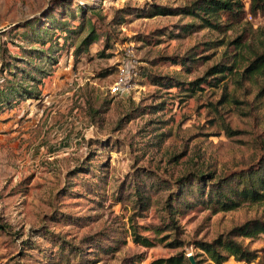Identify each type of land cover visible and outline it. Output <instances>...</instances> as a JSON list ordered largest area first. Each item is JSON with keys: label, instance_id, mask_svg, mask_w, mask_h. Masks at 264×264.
<instances>
[{"label": "rangeland", "instance_id": "obj_1", "mask_svg": "<svg viewBox=\"0 0 264 264\" xmlns=\"http://www.w3.org/2000/svg\"><path fill=\"white\" fill-rule=\"evenodd\" d=\"M193 1L0 0V62L7 59L5 75L18 88L15 93L8 87L0 97V264H150L180 252L164 243L148 248L134 241L136 227L155 237L146 227L163 219L167 184L190 170L219 175L245 169L264 152V71L243 76L264 41V15L249 16L226 33L202 29L184 38L174 33L191 17L144 16L153 4L175 8ZM78 5L102 17L93 20L102 36L87 52L75 54L77 34L65 38L47 31L45 44L30 39L32 26L50 27L52 17L80 26L79 18H65V8ZM125 7L134 12L110 24ZM245 33L244 47L230 44ZM219 41L224 43L209 48ZM128 48L139 75L128 93L114 95L109 86ZM236 53L240 72L191 97L151 79L191 81ZM187 55L201 60H192L191 74L168 59ZM13 64L17 69L10 74ZM147 169L154 178H146ZM133 176L156 184L153 206L143 215L129 195ZM256 217L264 219V204L218 213L199 206L177 215L180 238L192 255L201 252L196 241H212ZM239 240L252 250L264 247V234ZM198 259L212 264L205 256ZM224 264L258 263L231 257Z\"/></svg>", "mask_w": 264, "mask_h": 264}, {"label": "trees", "instance_id": "obj_2", "mask_svg": "<svg viewBox=\"0 0 264 264\" xmlns=\"http://www.w3.org/2000/svg\"><path fill=\"white\" fill-rule=\"evenodd\" d=\"M63 4L65 3L61 2L60 5ZM65 9L67 12L65 18H72L74 20L79 18L82 22L80 26L71 28L68 27V21L62 23V20L59 18L52 17L51 23H49L51 24L49 25L50 27L46 25L44 28H40L35 24L31 28L33 37L27 36L26 38L30 37L32 40L45 44L47 42V34L46 36L44 35L47 31H52L53 33L60 31L61 34H64L65 38L71 34H77L79 36V43L75 47V54L79 55L84 51L87 52L89 46L99 41L102 36V32L98 30L96 21H93L94 18L100 21L102 17L94 9L82 5H78L77 9L73 7ZM69 9L74 10L70 11ZM131 10H133L131 7L119 10L116 18L112 19L110 24H121L126 20L127 16L134 12ZM260 14L264 15V0H195L189 5L175 8L153 4L150 11L144 16L176 15L191 17L192 21L181 23L176 27L177 33H174L175 36L177 38H184L202 29L226 33L236 25L242 24L249 16L257 17ZM246 34L239 35L230 44L236 45V48L244 47L245 41L248 39ZM109 40H111V36L107 35V45L109 44ZM223 43L224 41H219L209 43L208 45L209 48H213ZM260 44V49L254 53L249 65L243 68V76L250 77L264 71V41H261ZM50 49L54 50L52 47ZM39 52L44 54L43 51ZM6 56L10 58V55ZM206 57L204 56V58ZM239 58L237 53L232 54L228 59L224 58L222 62L210 67L203 76L191 81L163 75H153L151 79L155 85L163 89L178 88L179 96L191 97L198 91H204L205 86L219 87L229 76L240 72ZM168 59L174 64L182 65L190 74L194 68L192 60L201 61L198 58L191 59L188 55L173 56ZM5 60L7 59L2 60V63L0 62V97L6 94L8 87L14 90L15 93H18L17 86L15 84L11 85V80H8V77L5 75L7 72ZM39 62L40 60L37 59L36 63ZM12 69H17V66L14 64L10 66V74L13 72ZM1 76L4 79L6 78L7 82L4 84H2ZM131 116L128 113L127 119H131ZM223 126L228 132H232L228 124L223 123ZM143 174L146 178L151 179L154 178L153 174L156 173L153 170L147 169L143 171ZM137 180L136 176L132 177L133 185L129 191V195L136 201L134 208L137 209V214L143 215L153 206L152 189L156 187V184H145ZM167 185L165 188L167 194L163 198V205H161L164 212L163 219L160 223L152 224V227H146V232L152 231L155 237L142 235L138 230L139 227H136L133 231L134 241L148 248H152L159 243H164L169 248L181 249L180 252L169 256L156 258L150 264H191L189 255L185 249L186 243L180 238L183 230L178 224L177 215L184 214L186 211L199 206L209 209L213 213H218L235 210L245 204L263 205L264 152L260 154L254 164L245 169H235L219 175L216 171H211L210 169L190 170L173 179L172 183ZM3 228L0 225V229ZM261 234H264V219L256 217L234 226L227 233L219 234L212 241L198 240L196 241V247L201 252L194 254L197 264L201 262L198 259L200 256H205V260L211 261L212 264H224L231 257H234L237 261L264 264V247L252 250L242 240H239L240 238L254 240Z\"/></svg>", "mask_w": 264, "mask_h": 264}, {"label": "built area", "instance_id": "obj_3", "mask_svg": "<svg viewBox=\"0 0 264 264\" xmlns=\"http://www.w3.org/2000/svg\"><path fill=\"white\" fill-rule=\"evenodd\" d=\"M138 61L131 49H125L119 61L117 75L114 82L109 86V90L114 95H125L128 93L139 75L137 69ZM192 253H188L190 255Z\"/></svg>", "mask_w": 264, "mask_h": 264}, {"label": "water", "instance_id": "obj_4", "mask_svg": "<svg viewBox=\"0 0 264 264\" xmlns=\"http://www.w3.org/2000/svg\"><path fill=\"white\" fill-rule=\"evenodd\" d=\"M189 259H190L191 264H197V261L194 255L190 254Z\"/></svg>", "mask_w": 264, "mask_h": 264}]
</instances>
